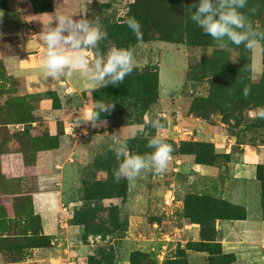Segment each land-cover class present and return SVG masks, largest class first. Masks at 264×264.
Instances as JSON below:
<instances>
[{
  "label": "rangeland",
  "instance_id": "rangeland-1",
  "mask_svg": "<svg viewBox=\"0 0 264 264\" xmlns=\"http://www.w3.org/2000/svg\"><path fill=\"white\" fill-rule=\"evenodd\" d=\"M190 3L191 0H52L50 11L36 13L28 0H0V264H89L90 256L101 257L100 246L112 247L114 264H189L185 249L193 245L176 240L174 226L185 217L191 193H186L183 176L175 178L179 187L169 185L174 176L168 165L162 173L142 169L143 173L131 180L124 177L127 199L112 201L130 221V198H137L140 192L141 198L135 201L148 211L138 214L140 219L146 217L150 228L145 230L138 221V230L133 233L128 229L106 241L88 238L85 244L82 227L67 228L65 223L83 205V184L106 178L94 160L111 142L112 132L120 139L142 132L143 136L158 135L173 141L169 163L190 156V147L184 143L203 142L197 141L200 133L213 137L221 133L223 143H250L264 151V119L249 116L250 109L264 106V37H258L251 48L231 43L217 47L190 19ZM132 5L135 18L152 25L154 35L149 41L131 45L133 67L157 74L159 79L158 96L145 111L140 105L133 106L132 101H101L98 91L104 85L94 84L81 94L86 99L82 105L87 107L72 111L75 124L65 125L57 115L62 104L56 90L27 92L24 79L9 72L8 59L22 62L33 54L39 73L45 75L40 63L45 49L38 34L49 24L54 25V17L60 15L98 22L107 33L105 51L100 52L103 55L116 46L110 37L111 25L130 16ZM239 11L255 30L264 33V0H247ZM85 49L83 55L91 63L96 52L90 47ZM245 87L249 89L247 96L243 95ZM81 95L75 94L82 98ZM101 102L112 104L111 109L100 112ZM94 112L98 113L96 126L91 121ZM157 119L166 126L153 134L140 124V120L147 123ZM207 141H211L208 136ZM64 145H69L65 151L69 153L56 160L58 163L41 160L43 152L63 150ZM214 152L229 156L219 154L216 148ZM208 159L215 160L212 153ZM214 162L223 166L227 159ZM70 167L77 185L61 195L55 173ZM163 173L165 178L160 176ZM171 193L175 200L169 205L164 200ZM182 193H186L184 197ZM153 223L158 226L153 227ZM81 244L86 250H79ZM218 251L211 249L213 253ZM218 257L209 262L229 260L227 256Z\"/></svg>",
  "mask_w": 264,
  "mask_h": 264
},
{
  "label": "crops",
  "instance_id": "crops-1",
  "mask_svg": "<svg viewBox=\"0 0 264 264\" xmlns=\"http://www.w3.org/2000/svg\"><path fill=\"white\" fill-rule=\"evenodd\" d=\"M36 36L37 34L35 33ZM79 51L83 55L87 50L81 47ZM8 60L9 72L16 77L24 79L27 92L56 90L57 98L62 104L61 109L57 111V115L65 125L75 124L76 116H74L72 111L79 109L78 111L80 112L82 108L87 107L82 105V101L86 99L81 94L82 91H88L92 88L96 84L95 82L84 81V77L79 74V70H72L70 76L61 77L60 79L45 78V75L39 73L40 70L36 66V56L33 54H28L27 58L22 62L18 58H10ZM72 93H74V96L71 95ZM75 94H80L82 98L75 96ZM207 136L211 141H207ZM221 138V133L214 134V137L206 133L205 135L200 133V138L197 141L212 142L219 154L229 155V160L225 165L213 166L195 163L192 155L184 158H175L174 161L167 164L170 168V175L174 176L169 185L179 187L180 183L177 185L175 178L183 176L186 180L184 188L187 194L191 193L227 201L234 206L242 208L241 212H243L244 218L217 219L214 223V237L202 239L201 225L182 217L180 223L174 226L176 230L174 238L176 237V240L185 242L186 246L187 244L193 245L192 248L185 249L189 264H213L209 262V259H219L218 255L232 258L231 262L221 261L219 264H264L263 192L262 184L257 178L258 164L264 160V151L260 150L261 147L259 145L237 142L227 144L226 141L223 143ZM66 147L70 148L69 145H64V149L60 151H45L40 155V158L48 164L58 163L56 160L62 158L65 153H69V151L65 152ZM169 160H172V158L169 157ZM61 172L55 173L54 181L62 189L60 194L64 195L63 192L76 186L77 181L75 180L73 168L70 167L69 170L66 169L65 172L62 170ZM140 173L143 172L140 171ZM160 176L165 178L166 174L163 173ZM51 181L54 182L53 179ZM181 192L183 191L181 190ZM139 193L136 194L137 198H130L129 229L132 233L138 230V221H142L145 230L150 228L146 224L148 222L146 217L143 216L141 219L139 217L141 211L146 210L135 201L141 198ZM182 194L184 197L185 194ZM108 201L112 202L113 200ZM65 226L69 227L66 223ZM152 226L157 227L158 224L153 223ZM213 235L211 234L210 236ZM127 239L129 238L127 237ZM204 244L207 245V249L201 248ZM194 245L199 248L194 247ZM213 248L219 249L218 253L211 252ZM79 250H86V247L81 244Z\"/></svg>",
  "mask_w": 264,
  "mask_h": 264
},
{
  "label": "clouds",
  "instance_id": "clouds-1",
  "mask_svg": "<svg viewBox=\"0 0 264 264\" xmlns=\"http://www.w3.org/2000/svg\"><path fill=\"white\" fill-rule=\"evenodd\" d=\"M246 3L247 0H218V3H214V0H191L188 10L191 12L190 19L202 33L213 39L217 47L224 48L231 43L244 44L251 48L257 43L258 37H264V33L255 30L246 16L239 11ZM193 8L195 11L191 10ZM54 20V25L49 24L38 34L45 49L40 60L45 78L60 79L70 76L72 70H79L82 77L98 86L116 85L132 71L134 50L131 47L113 45L103 55L99 53L98 41L105 38L107 33L98 22H91L86 17L74 19L73 16L65 15L55 16ZM124 23L135 34L137 41H141L143 34L140 22L135 17L128 16ZM82 46L96 49L95 59L91 63L79 51ZM248 92L249 89L245 87L243 95L247 96ZM111 107L112 104H98L100 112ZM91 115L93 126H96L98 113ZM249 116L264 119V106L250 109ZM151 126L160 129L163 124L157 119L151 121ZM109 139L112 143L108 147L114 151L118 161L113 172L115 181L121 177L131 180L142 169L162 173L173 151L172 145L158 135H153L148 141V147L152 151L144 154L130 152L127 142L120 139L116 132H112Z\"/></svg>",
  "mask_w": 264,
  "mask_h": 264
},
{
  "label": "trees",
  "instance_id": "trees-1",
  "mask_svg": "<svg viewBox=\"0 0 264 264\" xmlns=\"http://www.w3.org/2000/svg\"><path fill=\"white\" fill-rule=\"evenodd\" d=\"M28 1L31 2L36 13L48 12L53 7L52 0ZM130 16L135 17L133 5L130 7ZM124 21L121 20L110 27V37L115 39L116 47L129 48L133 43L149 41L150 36L153 35L152 25L146 24L141 20L139 22L143 35L141 41H137L135 34L127 27ZM147 25L149 26L146 30ZM97 47L99 53L105 51L104 38L98 41ZM93 51L96 52V49H93ZM158 84L159 79L157 74L152 75L150 72L145 70L140 71L133 67L132 71L124 77L122 82L116 85H104L98 91V94H100V99L103 102L111 100V103L117 102V104H122L125 101H132L134 102L133 106L137 107L140 105L139 107L145 111L148 105L154 102L158 96ZM103 116L105 117L104 113ZM140 124H143L144 130L150 134H153L157 130V128L151 126V122L145 123L140 120ZM162 124V128H165L166 124L164 121ZM151 138V136H143V133L139 132L136 136L123 140L127 142L130 152L144 154L152 150L148 147V141ZM164 140L169 144L175 145L169 139ZM109 144L94 160L96 168L106 173V178H94L91 183L83 184V205L72 213L68 221V225L70 226L82 227L85 244H87L90 236L95 237L99 235L101 241H106L109 237L123 235L129 229V221L127 217H123L119 205L113 202H110L108 205L103 204L104 201L115 199L125 201L128 196L126 179L124 177H121L118 181L113 179V172L118 165V161L114 151L109 149ZM184 145L190 147L187 154L194 156L195 163L218 166V164H213L218 158L229 160V156L218 155L214 152L215 146L213 143L190 141L185 142ZM210 153L213 154V158L215 159L213 162H210L208 159ZM263 167L264 160L258 164L257 168V178L262 184V202L264 205ZM185 210V217L187 219L201 225L202 239L214 237L215 220L244 218V214L241 212L243 209L240 207L234 206L224 200L194 194L190 195V201L185 204ZM211 234L213 236H210ZM201 248L207 249V245L204 244ZM98 253L101 257L98 259L95 255L90 256L89 264H114L112 247L100 246ZM228 258L229 260L227 261L231 262L232 258Z\"/></svg>",
  "mask_w": 264,
  "mask_h": 264
},
{
  "label": "built area",
  "instance_id": "built-area-1",
  "mask_svg": "<svg viewBox=\"0 0 264 264\" xmlns=\"http://www.w3.org/2000/svg\"><path fill=\"white\" fill-rule=\"evenodd\" d=\"M173 200H175V197H174V195H173V193H171L170 195H167L166 197H165V200H164V202L166 203V204H171L172 202H173ZM183 246V245H182Z\"/></svg>",
  "mask_w": 264,
  "mask_h": 264
},
{
  "label": "water",
  "instance_id": "water-1",
  "mask_svg": "<svg viewBox=\"0 0 264 264\" xmlns=\"http://www.w3.org/2000/svg\"><path fill=\"white\" fill-rule=\"evenodd\" d=\"M89 238H92V239L94 238V239L100 240V236L99 235H97L95 237L94 236H90Z\"/></svg>",
  "mask_w": 264,
  "mask_h": 264
}]
</instances>
